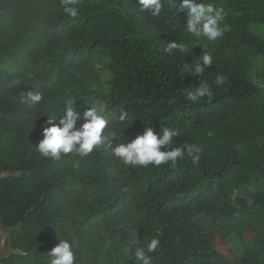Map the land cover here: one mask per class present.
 <instances>
[{"label":"trees","instance_id":"1","mask_svg":"<svg viewBox=\"0 0 264 264\" xmlns=\"http://www.w3.org/2000/svg\"><path fill=\"white\" fill-rule=\"evenodd\" d=\"M161 2L160 16L153 17L137 0H79L74 18L62 0H0V88L17 71H53L61 90L36 106L49 109L56 123L67 100L90 94L99 97L108 128L117 133L112 148L147 127L159 133L168 126L179 131L176 145L203 149L198 163L185 156L174 167L133 166L97 146L86 156L50 161L49 186L31 190L26 186L40 170L26 163L6 139L12 127H4L0 264H51L48 252L73 237L74 264H136L129 250L134 237L145 248L160 240L150 264H264V68H257L264 35L252 30L264 26V0H205L226 13V30L215 41L185 31L180 0ZM172 40L189 52H166ZM204 52L213 64L194 77L185 67ZM217 75L227 78L221 86ZM201 81L210 85L211 98L188 101L184 90ZM89 107L80 109L81 117ZM15 116L0 104V120ZM83 185L120 190L124 202L96 213L75 191ZM233 240L242 250L231 261L224 251Z\"/></svg>","mask_w":264,"mask_h":264},{"label":"clouds","instance_id":"2","mask_svg":"<svg viewBox=\"0 0 264 264\" xmlns=\"http://www.w3.org/2000/svg\"><path fill=\"white\" fill-rule=\"evenodd\" d=\"M65 12L71 17L79 15V0H62ZM141 11L149 12L153 17H159L163 4L161 0H137ZM187 10L188 20L185 31L193 37H206L209 41H215L224 34L225 26L222 21L225 18V10L222 7H214L205 0H180L178 11ZM180 53L189 52V46L183 42L172 40L167 43L165 51L169 54L173 51ZM213 64V56L209 52L204 54L191 65L185 67V71L194 77L203 75L207 68ZM226 77L217 75L215 85L221 86L226 82ZM61 90L60 76L58 73L43 68L28 71H17L0 88V104L14 110L15 118L0 120V130L10 125L12 132L7 140L17 144L28 165L40 170L32 173L26 188L41 190L49 186L50 174L49 162L59 160L68 153H78L86 156L93 152L97 146H107L111 149L110 155L122 161L125 165L159 166L171 162L176 166L178 159L185 156L191 158L193 163H198L203 149L197 144L176 145L174 139L179 136V131L172 127L164 126L157 133L153 127H147L143 134L138 135L128 143H121L115 148L111 147L113 138L117 133L108 128L109 116L104 106L96 102L99 97L85 95L76 103L69 99L59 115L54 117L51 111L44 106H36L55 97ZM186 99L197 102L205 96L211 98L212 89L207 81H201L194 88H186ZM91 105L83 111L81 108ZM83 118V123L81 122ZM121 120L125 119L121 115ZM114 121V120H113ZM112 121V124H113ZM77 123L79 127H77ZM82 123V125H80ZM0 180L8 181L4 175ZM87 201L92 209L99 214H106L108 208L118 206L124 202L120 190H107L99 186L83 185L75 190ZM4 234V231H2ZM160 240L151 239L145 248L138 238L129 241L130 251L134 249L136 264H150L149 253L157 250ZM77 246L75 238L60 239L48 255L52 258L51 264H74V248ZM5 240L1 242L0 255L3 253ZM231 261L237 257L232 249L224 251Z\"/></svg>","mask_w":264,"mask_h":264},{"label":"rangeland","instance_id":"3","mask_svg":"<svg viewBox=\"0 0 264 264\" xmlns=\"http://www.w3.org/2000/svg\"><path fill=\"white\" fill-rule=\"evenodd\" d=\"M252 30L256 33L262 34L264 35V26L262 24L260 25H254L252 27ZM260 61L261 63L259 64V66L257 68H264V56L260 57ZM228 246L227 244L223 241V243H220V248L226 249ZM232 250L236 253V254H240L242 248H240L238 246V241L237 240H233L232 246H231Z\"/></svg>","mask_w":264,"mask_h":264}]
</instances>
